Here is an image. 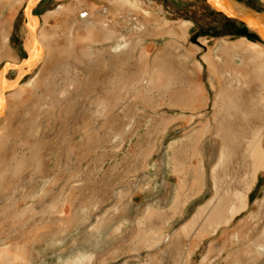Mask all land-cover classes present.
<instances>
[{
    "label": "rangeland",
    "instance_id": "374dc122",
    "mask_svg": "<svg viewBox=\"0 0 264 264\" xmlns=\"http://www.w3.org/2000/svg\"><path fill=\"white\" fill-rule=\"evenodd\" d=\"M26 1L0 2V68L27 56L21 37ZM66 1L76 0H43L35 7L37 32L42 28L62 56L40 70L42 49V60L15 89L24 91L10 101L12 118L6 126L5 118L0 122L6 140L0 153V264H160L165 254L168 264H254L246 249L264 233V93L254 78L250 91L223 92L222 101L229 73L247 75L248 65L237 67L223 55L213 68L223 74L214 89L205 58L216 41L250 54L260 40L206 0H149L164 14L149 11L141 31L149 9L125 10L121 21H130L132 34L123 30L119 47L102 61L82 59L78 47L72 57L67 31L73 18L47 15ZM238 1L264 12V0ZM75 10L83 28L91 10ZM100 10L95 5L93 14ZM13 25L10 53L4 35L10 37ZM243 38L247 43L240 46ZM167 40L191 48L193 76L170 59ZM257 74L264 79V72ZM36 75L39 91L29 84ZM130 119L131 128L113 142ZM248 136L256 139H240ZM252 147L261 158L247 156ZM24 183L26 217L13 222L12 198ZM219 217L228 221L217 225ZM232 233L238 238L221 249ZM151 238L158 244L148 248Z\"/></svg>",
    "mask_w": 264,
    "mask_h": 264
},
{
    "label": "bare ground",
    "instance_id": "6f19581e",
    "mask_svg": "<svg viewBox=\"0 0 264 264\" xmlns=\"http://www.w3.org/2000/svg\"><path fill=\"white\" fill-rule=\"evenodd\" d=\"M0 2H4L5 3V0H0ZM105 3H109V7H107L106 5H103ZM23 4H24V2H23ZM95 5H102L103 6V10H100V12H99L100 14H98V15L93 14V9H95ZM246 6H248V5H246ZM78 7H81V8L88 7L91 10L90 15L88 13L84 14L86 17L87 16L88 17L86 19H84V22H83L84 23V27L83 28L80 25V20L77 17V13H76V10H75ZM145 7H146V9H149V10H144L143 8H145ZM248 7H250V6H248ZM140 8L144 10V15L146 17V18H143V21H139V25H140L139 30H141V31L144 29L145 25H147V23H148L149 11L155 12V13L160 14V15L164 14L163 6L154 4V3H152L149 0H133V1L132 0H76L74 5L73 4H69V2L57 4L54 7L53 10L48 11L47 15H48V17H55L57 14H59L61 12L62 13L66 12L65 14L70 16L71 19L73 18V20L70 22V25L68 26V31H67V36H68V39H69V44H68L69 48L68 47L67 48L69 49V54L72 57H73L74 47H76V48L78 47V49L80 50L79 52L82 53V56H81L82 59H86V57H87L89 60L94 59V60L102 61V57L103 56L105 57V55L110 53L109 52L110 49L113 48L115 50V49H117L119 47V41L120 40L118 42H117V40H118L119 37H123L124 36L123 35V30L130 31V32L132 31V28H130V25L127 26V24L130 23V21H127V20L121 21L122 20L121 19L122 18L121 15L125 12V10H128V11H130L132 13L140 14V12H139ZM250 8H252V7H250ZM235 20H237V19H235ZM42 21L45 22L46 21V17H43ZM237 21L240 22L239 20H237ZM240 23H242V22H240ZM124 24H125V26L123 28ZM181 24H182V27L184 26L186 28H188V26L190 25V23H188L187 21H182ZM242 24H244V23H242ZM234 26L237 27V28H241L242 27L241 25H239L236 22H235ZM244 26H245V24H244ZM11 28H12V30H11L10 37L7 36V35H4V40H5L6 44H7V48H8V51L10 53H12V51L15 50V49L13 50V48L10 47V45L12 43L14 44L15 41H16L15 25L11 26ZM139 30L137 31L138 33H139ZM21 34H22V32H21ZM131 34H132V32H131ZM28 36H26V32H25V36H24L25 37L24 38L25 41L24 42L26 43V48H25L26 52L28 50H30V53L34 52V53H36V56H37V55H41L40 51L42 49L44 50L45 57H44L43 63L41 64L40 70L42 69V67L46 63H50V62L56 60V57H57V59H60V57L62 56V55H60L62 53L61 49H59V48L52 49V47L49 45V41L46 39V36H45L42 28H40V30L35 35L36 44L34 45V47H32L31 43L28 42V39H26V37L29 38ZM114 41L117 42L116 45L115 44L113 45ZM37 42H38V44H37ZM239 42H240L239 43L240 46L241 45L243 46L244 43H247L245 38H243ZM175 43H176L175 41L167 40V43L164 46V48L168 50L167 51L168 54H169L168 56H170L171 57L170 59L175 61V63L180 68H184L186 71H189L190 75H192L195 71L193 72V70L191 68V65H190L191 58H192L190 56L191 55V52H190L191 48H188L186 45L177 46V45H175ZM260 43H261L260 45L253 43V49L250 48V51L251 52H255V53L264 54V42L260 41ZM140 44H141V41L138 39L136 42L133 43V45H132L133 49H136ZM214 45H215V47H214L215 49L211 50L210 58H207L208 56L205 58V60H207V63H208V66H207V71H208L207 77H208V80H210V82L212 84H214V82H212L213 79H214V77H213L214 76V70H213L214 65L217 66V65L220 64V60H221V58H223V55L231 54L233 59L237 58L239 60V63H240L243 60V58H245V56L248 54V51H240L236 44H234L233 42H229V41H227L225 39H223L222 41L220 40L218 42L216 41ZM36 46H38V47H36ZM33 49H34V51H33ZM255 49H259V50L256 51ZM26 58H27V56H26ZM16 62H18V61H16ZM13 63H15L14 60H13ZM198 63L200 65V67L203 68V66L201 65L202 63L200 61H198ZM36 64H37V62L35 61V64H31V67L28 68L27 71L28 72L31 71L32 68ZM182 71H184V70H182ZM18 73L20 74V72H18ZM37 78L38 77L36 75V77H33V78H31L29 80L30 86L32 88H34L35 91H39L38 90L39 84L36 81ZM0 79H1V83L4 84L3 83L4 80H5L4 75L0 76ZM41 83H42V81H41ZM23 91H24V89L18 88L17 90L7 94V96L5 97V103H6V109H5V114H4V118H5L4 119V124H5V126L9 123L10 119L12 118L11 115H9V112L11 111V108L15 107L13 105V103H11L12 100H14L16 98V96L19 95L20 93H22ZM220 95H221L220 98H221L222 101H223V99H226V96H224V93H221ZM0 100H1V98H0ZM3 107H1V108H3ZM132 122H133V120L130 119L129 122H128V125L125 126V128H123L122 131L117 132V133H115L113 135V139H114L113 142L118 141L120 139V137L122 136L123 132H125V131H127V130H129L131 128ZM253 139H256V138H253ZM259 139H260V137H257L258 141H259ZM257 140H255V142ZM5 147H6V140L4 138V134H2V135H0V153L5 149ZM249 151L250 152H248V155H247L249 158L256 157L258 159V158L262 157V154H260L259 148L252 147V148L249 149ZM217 162H219V161H217ZM252 162L254 163L255 161H252ZM54 164L56 165L55 161H54ZM248 165H249V163H248ZM252 178L253 177H251V180H252ZM28 182H30V181H28ZM26 183L18 185L16 187L15 193L13 195L12 202H11V207H10L11 208L10 215L8 214L9 215L8 218H10L13 222L20 221L21 219L26 217V207H24L22 205V202L26 203V189H27ZM251 184H252V182L251 183L247 182V184H246L247 186L246 187L250 188ZM11 185H12V182L8 183L6 185L7 186L6 189L10 188ZM242 199H243V204L240 207L243 208V207H245L247 205V202H246L244 196H243ZM3 206L5 207L6 205H3ZM234 212L231 211V213L229 215H231V214L233 215ZM255 219L257 220V219H259V217L255 218ZM227 221L226 220L224 221L223 218L219 217L217 219L216 224L219 225V224H222V223L227 222ZM201 222H203V221L201 220ZM105 228H107V225L105 226ZM234 238H238L237 234L232 233L231 235L227 236L226 241H225L226 243L224 242V244H223L221 249H225L229 245V243H232ZM157 239L158 238H155V239L151 238L150 240H147L145 242V246L150 248L154 243L158 244V243H156L158 241ZM251 245H252L253 248H251V246L248 244V247L246 249L247 252L249 253L248 256H247L249 261H251V259L256 258L258 256L260 257V260H263L264 259V233L262 234L261 237H259V239H256V240L252 241ZM164 256L165 257L162 258V261L160 262V264H168L167 263V258H166L168 255L165 254ZM185 260H186V258H185ZM235 260L237 261V259H235ZM170 264H171V262H170Z\"/></svg>",
    "mask_w": 264,
    "mask_h": 264
},
{
    "label": "water",
    "instance_id": "95a60500",
    "mask_svg": "<svg viewBox=\"0 0 264 264\" xmlns=\"http://www.w3.org/2000/svg\"><path fill=\"white\" fill-rule=\"evenodd\" d=\"M40 1L43 0H27L23 9L25 22L22 25L21 37L24 41L26 32V36L29 35V38L26 37V39H28V42L31 43L32 47L36 44L35 32L38 25V20L37 17L33 15V10ZM51 1L58 3L65 0ZM206 2L211 6V8L222 13L225 17L234 18L244 23L258 40L264 42V12L256 11L237 0H206ZM40 53H42V50ZM26 55L27 58L22 59L18 64H11L8 62L4 63V65L0 68V76L4 75V73H6L9 69L24 73L25 70L31 67V64H35V61L38 62V60L42 57V54L36 56V53H30V50L26 52ZM2 86L3 84L0 79V90H4Z\"/></svg>",
    "mask_w": 264,
    "mask_h": 264
},
{
    "label": "crops",
    "instance_id": "0c3cea01",
    "mask_svg": "<svg viewBox=\"0 0 264 264\" xmlns=\"http://www.w3.org/2000/svg\"><path fill=\"white\" fill-rule=\"evenodd\" d=\"M51 1V0H50ZM41 2V1H40ZM39 2V4H40ZM54 2V1H53ZM54 3H57V2H54ZM38 6V4H37ZM35 9V8H34ZM33 15L34 14V10H33ZM36 16V15H35ZM37 17V20H38V25H37V29H38V26L40 24V19L38 16ZM37 29H36V32H37ZM253 34V33H252ZM36 35V33H35ZM38 44V42H37ZM25 48H26V44H25ZM230 56V59L233 60L232 62L237 65L240 64V65H244V64H247V75H243L242 73H239L238 72V69H236V72L234 73V71L230 72L229 73V77L230 79L229 80V83L227 85V83L224 84V88L223 90L219 93H223V92H228V93H233V92H237V93H241V91L245 90L246 88L250 91V87H248L250 85V83L252 81H254L253 79L256 78L257 79V85L259 86L260 85V89L257 90V91H262L264 93V79L263 80H259V77L260 75L257 74V72H264V54H261V53H255V52H252L250 54H247L245 58H243V60L239 63V60L237 58H234L231 56V54H228ZM26 58V57H25ZM41 60V58L38 60V62ZM222 60L223 58H221L220 60V63H222ZM238 63V64H237ZM13 64V63H11ZM16 64V63H14ZM220 65V64H219ZM13 70V69H11ZM184 72L186 73V70L183 68ZM10 71V70H9ZM9 71H7L5 74H4V90H0V122H3V119H4V114H5V109H6V103H5V97L8 93H10L11 91L15 90L18 86H19V82L20 80L27 76L28 74H30V72L32 71H27L25 70L24 73L21 72L20 74L18 73V71L16 70H13V71H16L14 75L10 74ZM251 72H253V76L250 74ZM220 77V76H223L222 72L220 75H216L214 73V79L212 82H214V84H212L210 82V80H208V83L210 84V87L211 88H214L216 89L217 88V77ZM236 77V78H235ZM262 78H264V74L262 75ZM262 81V82H261ZM261 83H262V88H261ZM226 86V87H225ZM4 100V101H3ZM2 102V103H1ZM5 103V104H4ZM4 106V107H3ZM3 107V108H1ZM245 116L247 117V114L245 113ZM264 131V129H263ZM253 137H246V138H240V139H252ZM237 139V138H236ZM262 177H264V171L261 172L260 174ZM256 179L258 178V175L256 174ZM241 253V252H239ZM251 261L254 263V264H263V260H260V257H256V258H253L251 259Z\"/></svg>",
    "mask_w": 264,
    "mask_h": 264
}]
</instances>
